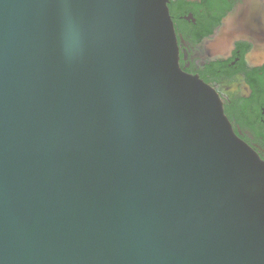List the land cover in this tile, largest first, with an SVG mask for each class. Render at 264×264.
<instances>
[{
	"label": "water",
	"instance_id": "1",
	"mask_svg": "<svg viewBox=\"0 0 264 264\" xmlns=\"http://www.w3.org/2000/svg\"><path fill=\"white\" fill-rule=\"evenodd\" d=\"M168 2L0 0V264H264V161ZM251 3L201 59L261 41Z\"/></svg>",
	"mask_w": 264,
	"mask_h": 264
},
{
	"label": "flooded vegetation",
	"instance_id": "2",
	"mask_svg": "<svg viewBox=\"0 0 264 264\" xmlns=\"http://www.w3.org/2000/svg\"><path fill=\"white\" fill-rule=\"evenodd\" d=\"M245 0H169L180 49V65L218 93L236 134L264 161V0H252L261 14V41L240 40L225 58L204 61L200 43L214 35L228 15H238ZM258 44V45H256Z\"/></svg>",
	"mask_w": 264,
	"mask_h": 264
}]
</instances>
